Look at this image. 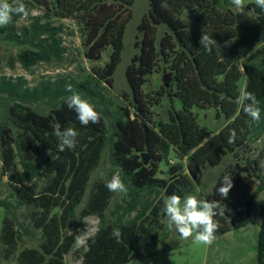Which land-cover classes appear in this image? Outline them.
I'll return each instance as SVG.
<instances>
[{
  "label": "trees",
  "instance_id": "obj_1",
  "mask_svg": "<svg viewBox=\"0 0 264 264\" xmlns=\"http://www.w3.org/2000/svg\"><path fill=\"white\" fill-rule=\"evenodd\" d=\"M135 1L22 0L26 9H42V16L32 17L20 33L16 23L23 15L14 16L11 24L0 28V38L18 46L17 60L30 73L42 63L65 59L67 49L57 34L66 26H55V20L78 25L84 56L90 62L100 61L111 48L109 61L103 67H93L81 82L63 78L39 81L31 87L24 77H0L3 175L19 204L34 208L31 218L42 234L39 248L18 252L19 224L11 216L9 202L0 199V207L5 209L0 261L15 258L18 264H66L65 257L73 252L76 237L83 233V224L74 223L77 209L109 142L112 161L128 188L123 197L126 206L115 221L107 222L116 194L107 190V181L96 182L81 217H99L100 227L87 240L80 264H129L154 255L153 246L165 228L161 213L167 196L196 193L203 185L205 168L219 165L228 155L233 162L213 191L205 195L206 200H219L225 206L224 214L214 218L219 224L215 239L247 226L253 217H264V198L260 199L264 193V139L261 147L254 146L264 138V67L257 62L264 58V10L255 0H245L247 12L225 8V0H163L167 8L160 6L162 0H151L148 15L138 26L139 52L127 68L131 101L111 111L104 100L103 84L114 85ZM202 32L218 43L211 53L199 43ZM155 72L162 73L164 85L154 94L146 93L144 86ZM67 84L100 113L99 123L80 124L75 111L66 104L70 95ZM241 88L253 92L260 102L258 124L252 123L235 102ZM166 97L172 106L168 119L163 120L157 118L155 109ZM175 99L181 101L182 109L173 106ZM38 102L52 106L48 114L31 107ZM210 109L227 121L217 133L197 113ZM57 122L62 130L71 127L79 133L74 149L58 151L59 141L53 133ZM233 129L236 138L229 143ZM44 150L49 156L47 162L40 163ZM172 152L181 162L170 164ZM143 153L153 155L147 166ZM225 175L233 181L226 199L217 191ZM41 182H45L43 189ZM143 192L148 193V200L140 209ZM135 211L132 220H124ZM260 263L264 264V223L260 229Z\"/></svg>",
  "mask_w": 264,
  "mask_h": 264
},
{
  "label": "rangeland",
  "instance_id": "obj_2",
  "mask_svg": "<svg viewBox=\"0 0 264 264\" xmlns=\"http://www.w3.org/2000/svg\"><path fill=\"white\" fill-rule=\"evenodd\" d=\"M11 1V0H9ZM22 3V0H21ZM151 0H136L132 7L133 18L127 26L124 37V48L122 52V61L119 64L114 76L113 87H108L105 83L103 89V96L105 103L111 111L118 110L119 107L126 106L131 101V91L127 80V68L131 63L132 58L139 52L137 48V41L139 36L138 26L146 17L150 10ZM225 8H231L236 12H247V7L242 9H235L230 4V0H225L223 3ZM28 15L22 16L16 23L18 33L23 26H28L32 17L42 16L43 10L39 7L32 6L27 8ZM44 22V21H42ZM65 24L66 28L61 30L57 37L62 38L63 46L66 47L67 53L65 59L61 63H42L39 68L33 72H27L23 69L17 60L18 46L8 43L6 40L0 38V77H24L28 80L31 87L36 86L39 81L56 79H67L81 82L88 78L92 72L93 67H103L110 58L111 48L104 52L103 57L98 62H90L84 56L82 47V39L79 27L70 20H55L54 25ZM52 40L53 37H47ZM264 67V58L257 61ZM246 78L242 81V87L245 86ZM164 85L162 73L155 72L149 76L148 82L144 86L145 92L154 94ZM171 100L166 97L163 99L162 104L155 109L157 118L167 120L168 110L171 108ZM173 106L180 110L182 103L180 100L175 99ZM31 107L42 114H48L51 110V105L46 102H38L31 104ZM3 106L0 105V110ZM201 121L212 131L218 132L222 129L227 121L225 118L218 117L214 109L210 110H197ZM112 122V118H111ZM112 132L109 127V135ZM263 139L255 142L254 146L261 147ZM112 144L109 142L102 154L100 164L97 169L92 173L91 180L88 185L87 195L84 202L77 209V215L74 223L83 224L82 237L86 239L92 238L96 235L100 227V219L97 216L81 217L82 210L86 206L88 196L91 193L94 185L99 180L109 181L114 174L121 177V171L117 168L112 161ZM49 153L43 151L39 157L38 162H47ZM181 162L177 159L174 153H171L170 164H177ZM233 162V157L228 155L217 166H208L204 170L203 185L194 193L198 197L205 199V195L210 194L220 177V175L227 169L230 163ZM186 166V160L182 161ZM162 167L166 168V162L162 163ZM3 163L0 157V199L9 202L12 208V217L14 221L19 224L21 232V239L19 241L18 252L25 248H39L42 241V234L40 230L34 227L32 221V211L34 208L21 205L11 189L7 176L3 175ZM21 166H19V169ZM45 187V182L40 183V189ZM203 193V194H202ZM148 193L143 192L140 198L142 209L145 201L148 200ZM154 194L150 197L153 198ZM264 198V193L260 199ZM129 200V197L127 198ZM126 204L124 199L116 194L111 207L107 212V222L115 221L122 213L123 207ZM137 211L127 214L125 221H130L136 216ZM5 217V209L0 207V236L3 227V220ZM264 223V217H253L249 224L240 229L232 230L222 236L217 237L213 242L208 244L195 243L193 238L183 239L177 232H169L166 225L163 231H160L159 238L153 246L154 255L145 256L141 259H134L129 264H261L260 263V229L261 224ZM87 244V243H86ZM86 250V246L74 247L72 253L65 258L66 264H80L82 261L81 253ZM1 256V249H0ZM0 264H18L16 259L5 260L1 259Z\"/></svg>",
  "mask_w": 264,
  "mask_h": 264
},
{
  "label": "clouds",
  "instance_id": "obj_3",
  "mask_svg": "<svg viewBox=\"0 0 264 264\" xmlns=\"http://www.w3.org/2000/svg\"><path fill=\"white\" fill-rule=\"evenodd\" d=\"M230 4L239 10L245 7V0H230ZM255 4L261 10H264V0H255ZM160 6L167 8V4L163 0ZM20 15H28V11L21 0H11V2L0 0V28L7 27L13 22L14 16ZM199 43L209 53L218 45L212 36L204 32H202ZM66 91L70 93L66 98L67 107L75 111L81 125L87 126L90 122L92 124L100 122V113L95 110L92 104L83 99L71 84L66 85ZM235 102L242 106L243 112L250 118L252 123L258 124L260 122V102L253 92L241 88ZM53 133L59 141L58 151L63 152L66 148L74 149L76 147V138L79 133L74 128L69 127L62 130L61 125L57 122L54 125ZM235 138L236 132L233 129L230 131L228 142H234ZM232 187V177L225 175L222 177L217 191L221 197L226 199ZM106 188L109 192L115 193L121 198L126 197L128 193L126 184L117 174H114L107 182ZM224 211L225 206H222L219 200H206L191 193L183 197L172 194L167 196L164 201L161 223L166 225L169 232L175 231L183 239L193 238L195 243L210 245L215 239V232L219 227L214 218L217 215H223ZM115 234L119 235V231L116 230ZM75 243L83 247L86 246L87 241L84 237L78 236Z\"/></svg>",
  "mask_w": 264,
  "mask_h": 264
},
{
  "label": "water",
  "instance_id": "obj_4",
  "mask_svg": "<svg viewBox=\"0 0 264 264\" xmlns=\"http://www.w3.org/2000/svg\"><path fill=\"white\" fill-rule=\"evenodd\" d=\"M152 156H153L152 154H149V153H143V154L141 155V157H142V161H143V164L147 166V165L149 164V162H150Z\"/></svg>",
  "mask_w": 264,
  "mask_h": 264
}]
</instances>
